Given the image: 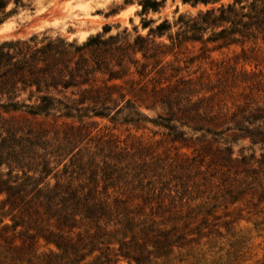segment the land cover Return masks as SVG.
Listing matches in <instances>:
<instances>
[{
  "label": "trees",
  "instance_id": "trees-1",
  "mask_svg": "<svg viewBox=\"0 0 264 264\" xmlns=\"http://www.w3.org/2000/svg\"><path fill=\"white\" fill-rule=\"evenodd\" d=\"M180 1L192 8L218 6L195 16L180 14L173 22L164 20L154 28H150L153 22L143 23L147 34L139 35L134 29L133 40L124 31L122 36L106 40L100 34L90 36L80 44L45 33L0 41V113L22 112L80 123L50 140L18 134L0 124V226L11 233L5 241L16 252L15 264H31L33 259L37 264H81L89 258L90 264H119L121 260L149 264L150 258L164 257L180 247L182 236L174 237V230L161 231L155 223L140 221L143 214L131 210L128 199H123L138 192L144 204L153 200L156 188L152 180L144 185L146 178H141L136 167L125 164L127 156L120 160V152L98 162L87 148L81 149L88 136L82 132L88 124L84 121L109 118L115 85L108 84L128 75L130 66L143 78L167 70L176 78L182 69L165 59L169 55L176 59L175 50L184 43L218 42V48L264 43V0ZM11 2L19 0H0V14ZM164 2L141 0L140 15L158 13ZM209 32L211 37L203 40ZM233 123L239 132L233 143L247 139L250 146L260 145L264 150V122L257 127L258 122ZM217 152L220 179L231 204L255 185L264 196V183L254 167L264 168V153L256 159L254 153L244 155L242 148L233 158L231 146ZM229 163L239 168L231 179ZM158 192L156 199L167 197L162 188ZM162 203L157 202L160 210ZM6 218L10 225L4 224ZM16 239L20 244L10 245ZM41 242L56 252L41 257Z\"/></svg>",
  "mask_w": 264,
  "mask_h": 264
},
{
  "label": "rangeland",
  "instance_id": "rangeland-1",
  "mask_svg": "<svg viewBox=\"0 0 264 264\" xmlns=\"http://www.w3.org/2000/svg\"><path fill=\"white\" fill-rule=\"evenodd\" d=\"M55 1L61 5L68 2V7L55 10L49 4ZM140 1L11 2L0 14V29L9 22L13 25L9 32L0 34V41L45 33L80 44L90 36L100 34L106 40L110 36H122L124 31L133 40L137 35L134 29L139 35L147 34L148 29H142L143 23L153 22L150 28H154L164 20L173 22L180 14L195 16L198 11L218 6L186 5L181 10L180 0H165L158 13L141 16ZM40 5L47 9L36 14ZM125 11L129 14L122 17ZM84 32L88 35L81 39ZM209 37L210 32L203 40ZM162 41L168 43L165 38ZM219 45L218 42L184 43L176 49V59L170 55L165 59L182 69L176 78H171L170 70L162 75L153 72L143 78L130 66L128 75L108 84L115 85L111 90L115 103L110 104L109 111V118L114 120L93 117L84 121L88 124L82 132L88 136L82 141L81 149L87 148L98 162L103 157L112 159L114 152H120L119 159L127 156L125 164L130 163L141 178H146L144 185L153 181L156 188L153 200L144 204L138 192L123 197L128 199L131 210L143 214L140 221L155 223L161 231L174 230L172 236L183 237L180 247H174L164 257L150 258L149 264H264V196L255 185L254 190L238 196L231 204L226 185L220 179L221 160L217 152L218 148L231 146L233 158L240 155L242 148L244 155L254 153L256 159H261L264 153L262 146L252 147L247 139L233 143L234 135H239L233 122H258L255 127L264 122V43L218 48ZM0 124L18 134L31 133L49 140L55 135L62 137L70 127L80 125L77 121L32 117L22 112H1ZM227 166L231 179L239 168L234 163ZM254 167L264 183V168L257 164ZM61 170L62 165L57 168L58 172ZM49 182L54 184L55 180L49 178ZM161 188L167 197L158 200ZM159 201H163L161 210ZM4 224L10 225V219L6 218ZM10 236L0 226V264H15L12 259L16 252L5 241ZM19 244L16 239L10 245ZM50 251L56 252L52 246L39 244L41 257ZM37 262L33 259L31 264ZM91 262L89 258L81 264ZM119 264L127 262L121 260Z\"/></svg>",
  "mask_w": 264,
  "mask_h": 264
},
{
  "label": "bare ground",
  "instance_id": "bare-ground-1",
  "mask_svg": "<svg viewBox=\"0 0 264 264\" xmlns=\"http://www.w3.org/2000/svg\"><path fill=\"white\" fill-rule=\"evenodd\" d=\"M49 4H50L52 7H55V10H56V8L59 9V8H61V7H62V8L66 7V6L68 5V2H66V3H62V5L59 4L58 1L50 2ZM67 7H68V6H67ZM179 7H180L181 10H183V9L186 8V6H184V5H182V4H179ZM46 9H47L46 6L40 5L39 8H38L37 11H36V14H41V13H43ZM83 10H84V7H83ZM83 10H82V11H83ZM87 11H88V10H87ZM127 11H128V10H127ZM127 11H125L124 13H122L121 16H122V17H127V13H128ZM84 12H85V11H84ZM128 14H129V13H128ZM85 16H87V14H85ZM88 16H89V15H88ZM11 24H12L11 22L6 23V24L0 29V34H3L5 31L9 30ZM12 25H13V24H12ZM7 32H9V31H7ZM87 35H88V32L81 33V34H80V38H81V39H84Z\"/></svg>",
  "mask_w": 264,
  "mask_h": 264
}]
</instances>
